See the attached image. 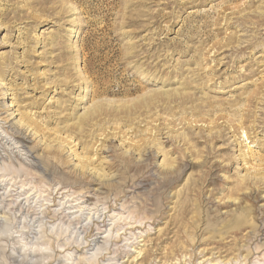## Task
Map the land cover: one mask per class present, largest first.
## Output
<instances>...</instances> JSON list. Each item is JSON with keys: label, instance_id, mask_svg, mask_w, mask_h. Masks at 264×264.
I'll return each instance as SVG.
<instances>
[{"label": "rangeland", "instance_id": "374dc122", "mask_svg": "<svg viewBox=\"0 0 264 264\" xmlns=\"http://www.w3.org/2000/svg\"><path fill=\"white\" fill-rule=\"evenodd\" d=\"M0 264H264V0H0Z\"/></svg>", "mask_w": 264, "mask_h": 264}, {"label": "bare ground", "instance_id": "6f19581e", "mask_svg": "<svg viewBox=\"0 0 264 264\" xmlns=\"http://www.w3.org/2000/svg\"><path fill=\"white\" fill-rule=\"evenodd\" d=\"M1 65H2V63H1ZM6 123H8V125H7V130H11V131H13V133H15V137H16V139H17V142H20L22 145V147H26V144H27V142H28V136L27 135H25L21 130H19V128L17 129V128H15L16 126H14V123L11 121V122H6ZM9 132V131H8ZM14 139V138H13ZM19 146V145H18ZM27 149V148H26ZM31 151V150H30ZM28 152H29V150H28ZM31 152H33V150L31 151ZM30 155V154H29ZM2 175V174H1ZM94 190H95V188H94ZM93 190V191H94ZM97 190H99V189H97ZM238 221V220H237ZM236 221V222H237ZM238 224V223H237Z\"/></svg>", "mask_w": 264, "mask_h": 264}]
</instances>
